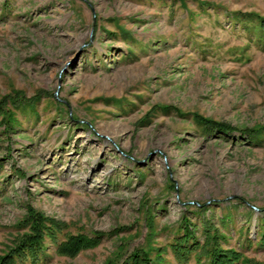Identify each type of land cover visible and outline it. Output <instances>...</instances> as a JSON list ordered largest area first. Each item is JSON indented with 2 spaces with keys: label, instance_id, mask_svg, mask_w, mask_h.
<instances>
[{
  "label": "rangeland",
  "instance_id": "374dc122",
  "mask_svg": "<svg viewBox=\"0 0 264 264\" xmlns=\"http://www.w3.org/2000/svg\"><path fill=\"white\" fill-rule=\"evenodd\" d=\"M261 24L264 0H0V259L36 216L89 244L37 264H264Z\"/></svg>",
  "mask_w": 264,
  "mask_h": 264
},
{
  "label": "trees",
  "instance_id": "16d2710c",
  "mask_svg": "<svg viewBox=\"0 0 264 264\" xmlns=\"http://www.w3.org/2000/svg\"><path fill=\"white\" fill-rule=\"evenodd\" d=\"M263 19L261 20L262 23ZM261 29L264 34V25L261 24ZM212 129L220 133H228L229 131L225 127H220L218 125H213ZM264 128L258 130L245 131L251 135L258 134L259 132H263ZM247 133V134H248ZM251 137V136H250ZM27 220L24 221V225ZM28 227L29 233L26 234L23 238L20 239L17 246L13 248L8 254H6L3 258L0 259V264H37L39 257L44 252L43 243L46 238H48L51 243L55 244L57 247V251L62 254H75L80 249L87 248L89 244L84 240V238H65L63 242L58 241V237L60 234L63 235L62 229L60 227H52L51 224H47L42 218L38 219L36 216H33V223ZM185 237L187 235L185 234ZM185 237L177 239L174 243V247H171V251L174 255V258L177 262L182 263L186 262L187 256H189L196 249V242L188 245L183 244L180 240H183ZM186 239V238H185ZM183 244V245H182ZM205 259L204 261L207 264H236L237 262H241L235 256V252H221L215 242L212 243V247L209 249H205ZM195 263L200 264L197 256V260ZM120 264H157V259L152 258L149 251H137L133 255L129 256L127 260L122 261Z\"/></svg>",
  "mask_w": 264,
  "mask_h": 264
}]
</instances>
